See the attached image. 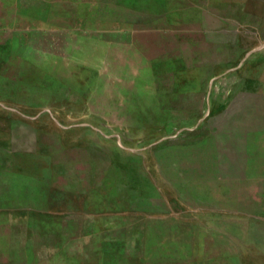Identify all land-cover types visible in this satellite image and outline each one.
<instances>
[{
	"label": "rangeland",
	"instance_id": "rangeland-1",
	"mask_svg": "<svg viewBox=\"0 0 264 264\" xmlns=\"http://www.w3.org/2000/svg\"><path fill=\"white\" fill-rule=\"evenodd\" d=\"M36 79L92 153L45 143L0 264H264V0H0V94Z\"/></svg>",
	"mask_w": 264,
	"mask_h": 264
},
{
	"label": "crops",
	"instance_id": "crops-1",
	"mask_svg": "<svg viewBox=\"0 0 264 264\" xmlns=\"http://www.w3.org/2000/svg\"><path fill=\"white\" fill-rule=\"evenodd\" d=\"M12 37L14 40L15 35ZM232 45L239 46L238 42ZM248 53L249 50L244 51V55ZM11 54L9 64L14 65L21 56ZM46 93L48 90L36 79L21 82L13 96L0 94V220L7 221L8 214L14 213L59 212L47 207L53 204L55 191L64 189L56 184L55 175L76 163V152L92 153V143H87L76 125L64 126L40 106ZM29 107L35 109L28 110ZM46 142L53 143L59 152H74L76 157L57 158L53 149H47ZM65 189L70 190L71 186Z\"/></svg>",
	"mask_w": 264,
	"mask_h": 264
}]
</instances>
